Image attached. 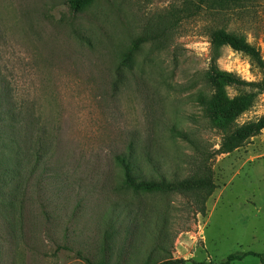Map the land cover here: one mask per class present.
Returning <instances> with one entry per match:
<instances>
[{
    "label": "rangeland",
    "instance_id": "rangeland-1",
    "mask_svg": "<svg viewBox=\"0 0 264 264\" xmlns=\"http://www.w3.org/2000/svg\"><path fill=\"white\" fill-rule=\"evenodd\" d=\"M0 0V264L264 255V0ZM220 103L239 107L213 121ZM168 188L122 189L116 157ZM215 189L178 187L204 172ZM203 172V173H202ZM175 186V188H172ZM231 264H261L248 256Z\"/></svg>",
    "mask_w": 264,
    "mask_h": 264
},
{
    "label": "trees",
    "instance_id": "trees-1",
    "mask_svg": "<svg viewBox=\"0 0 264 264\" xmlns=\"http://www.w3.org/2000/svg\"><path fill=\"white\" fill-rule=\"evenodd\" d=\"M86 1L88 0H70L69 4L73 11H77L80 8V6ZM203 1L223 3V2H232L236 0H203ZM242 1L254 2L257 0H242ZM211 44L213 45L215 50H217L221 46L228 45L237 52H241L246 55H249L263 74L262 87L264 88V58L259 49L250 45L245 38L235 35L233 33H229L225 30H219L213 32L211 34ZM238 107L239 106L234 103L232 104L220 103L219 105H217L218 112L214 113L215 117L213 118V121L215 122L219 118L230 117L232 112L238 109ZM263 128H264V117L258 123L250 124L242 128L241 130L237 131L234 135H232L228 139V141H226L223 144L219 152L221 153L230 152L233 149V144H231L232 141H244L245 139L258 134ZM129 151L130 152L128 155H119L118 157H116L117 165L122 169L123 178H124L122 189L150 190V189L169 187V184H166L164 179L160 183L155 181H146L143 179H139V177L135 175V159L132 155V149L131 150L129 149ZM178 187H180L181 189L184 188L186 190H195L198 192L205 191L206 194L203 195L204 200L207 198V196L211 195L213 190L215 189V186L211 181V178L205 172L204 175L202 174L201 176L193 180L183 181L182 183H180ZM172 188H175V186H173ZM248 256L258 257L261 261V264H264V255L253 252H248L244 254H232L227 258L225 262L221 264H231L234 261L243 260ZM89 264L92 263L89 262ZM160 264H168V261Z\"/></svg>",
    "mask_w": 264,
    "mask_h": 264
}]
</instances>
